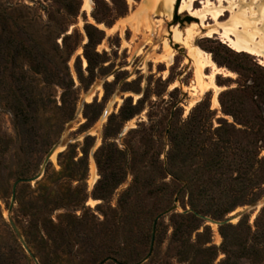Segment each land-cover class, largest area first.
I'll use <instances>...</instances> for the list:
<instances>
[{
    "label": "rangeland",
    "instance_id": "rangeland-1",
    "mask_svg": "<svg viewBox=\"0 0 264 264\" xmlns=\"http://www.w3.org/2000/svg\"><path fill=\"white\" fill-rule=\"evenodd\" d=\"M91 1L90 10L87 0H0V264H36L9 215L38 264H140L176 199L143 264H205L210 246V264H222L220 227L203 220L204 246L184 213L224 221L264 201V66L210 36L216 23L201 27L183 0L176 24L144 8L153 0ZM246 1L261 19L264 0ZM193 27L194 47L221 69L219 107L212 69L202 91L190 48L174 39ZM58 143L43 176L18 185L10 212L15 183L35 177ZM229 225L238 261L264 264V207Z\"/></svg>",
    "mask_w": 264,
    "mask_h": 264
},
{
    "label": "bare ground",
    "instance_id": "bare-ground-1",
    "mask_svg": "<svg viewBox=\"0 0 264 264\" xmlns=\"http://www.w3.org/2000/svg\"><path fill=\"white\" fill-rule=\"evenodd\" d=\"M198 1L199 0H183L181 4V10L189 11L194 16L201 19V27H207V21L211 18V20L216 23V27L211 33H209L210 36H217L218 39L237 52H247L258 57L261 65L264 66V2H261L260 5H257L259 7L260 13H262V18L257 19L255 17V21L253 22L251 20L252 16L250 17L248 11L252 3L249 4L246 0H241L239 2L238 0H216L219 4L213 3V0H203L202 4L204 5V8L202 10L195 8ZM252 1L254 2V0ZM225 3H228L230 7L227 8ZM91 4L92 1L87 0L86 8L91 10ZM151 5L154 12H159L160 14L165 15L167 18H171L175 9V0H153L152 2L150 1L144 8L149 10ZM228 11L231 12L230 21L227 24H220L221 19L225 17L226 12ZM256 19L260 20L261 24H256ZM261 25L262 27H259ZM219 26H221L222 29H219ZM195 28L196 27L188 29L186 38H183L182 33L177 29H174V39L178 42L186 44V46L190 48L189 56L196 62V76L199 82V87L202 91H205L202 86V76L204 69H212V74L208 76L210 79L209 87L214 88V104L215 107H219L218 94L220 89L215 84L214 78L221 69L216 66L209 54L205 53L199 48L194 47L192 40L197 33L194 32ZM135 29L137 30V28ZM165 47L167 49V59L169 64H172L174 52L167 45V43H165ZM194 90L198 91L199 89L195 88ZM195 101L191 103V106L195 104ZM104 118H106V116H104ZM214 228L217 229V225H214Z\"/></svg>",
    "mask_w": 264,
    "mask_h": 264
},
{
    "label": "water",
    "instance_id": "water-1",
    "mask_svg": "<svg viewBox=\"0 0 264 264\" xmlns=\"http://www.w3.org/2000/svg\"><path fill=\"white\" fill-rule=\"evenodd\" d=\"M120 70V69H119ZM117 70V71H119ZM116 71V72H117ZM115 72V73H116ZM87 102H85V99L83 101V103L81 104L79 110H78V113H77V116H76V119L79 118V116L81 115V112H82V109L84 107V105L86 104ZM107 112L105 114V116H107ZM61 150V143H58L57 145H55L53 147V149L49 152V154L47 155L45 161H44V164L42 166V169L41 171L33 178H30V179H22V180H19L15 183L14 187H13V192H12V200H11V206H10V212L12 211L14 205H15V202H16V197H17V188H18V185L21 184V183H33V182H36L38 181L42 176H43V173H44V170L46 168V166L50 163V161L53 159V156L58 153L59 151ZM58 151V152H57ZM57 155V154H56ZM264 207V201H260V202H257L255 204H252V205H249V206H246L245 208L242 209V211L238 212L237 214L227 218L226 220L224 221H215L211 218H208V217H203V216H200L203 220L207 221L208 223L210 224H214V225H217L218 227H221V226H224V225H228V224H234V223H237L239 222L245 215H247L248 213L250 212H253V211H259L261 210L262 208ZM179 206H178V199H176L175 201V205L170 208L169 210H167L166 212L162 213L161 215H159L155 221V224H154V229H153V244H152V250H151V253L150 255L143 261L141 262L140 264H143L145 262H147L152 254V251H153V246H154V240H155V235H156V231H157V224L159 222V220L166 216V215H169L173 212H176L178 210ZM190 212H193V211H190ZM8 221L10 222V225L11 227L13 228L14 232L16 233L22 247L24 248V250L29 254V256L34 260V262L36 264H38V260L37 258L35 257V255L33 254V252L31 251V249L29 248L25 238L23 237V235L21 234L19 228L17 227V225L15 224L14 220L11 218V216L9 215L8 217ZM110 260L112 259H106L104 260L101 264H105L107 262H109Z\"/></svg>",
    "mask_w": 264,
    "mask_h": 264
},
{
    "label": "trees",
    "instance_id": "trees-1",
    "mask_svg": "<svg viewBox=\"0 0 264 264\" xmlns=\"http://www.w3.org/2000/svg\"><path fill=\"white\" fill-rule=\"evenodd\" d=\"M188 21H192V18H188ZM110 160V158H109ZM216 162V161H215ZM218 164V161L216 162ZM100 166V164H99ZM228 213V212H227ZM226 213V214H227ZM204 212L200 211V210H194L193 213L191 212H185L184 213V218L186 220V227L192 228L194 229V231H200L203 228V232L202 233H198L199 236H208V238L204 241V246L208 245L211 243V229L208 226H203V219L200 216H204ZM229 227H234L232 225H224L221 226V235L224 238V245H225V251L224 253L226 254V258L223 261L222 264H241L238 259L239 257L237 255H234L231 251V249L228 246V240H227V236L225 234V231L227 228ZM260 227V226H258ZM251 250L253 253L257 254L259 256V252L253 248V249H249ZM204 253L206 254V259H204L205 264H210L214 255H215V248L214 247H205L204 249ZM115 263L119 264V262H117V260L115 261Z\"/></svg>",
    "mask_w": 264,
    "mask_h": 264
},
{
    "label": "flooded vegetation",
    "instance_id": "flooded-vegetation-1",
    "mask_svg": "<svg viewBox=\"0 0 264 264\" xmlns=\"http://www.w3.org/2000/svg\"><path fill=\"white\" fill-rule=\"evenodd\" d=\"M181 2H182V0H176L175 9H174V13H173L174 14V22H175V24L179 23V20H180L179 15L182 14V13L179 12V15H178V11H180L179 8H180ZM226 13H229V11L226 12ZM225 17H226V15H225Z\"/></svg>",
    "mask_w": 264,
    "mask_h": 264
}]
</instances>
